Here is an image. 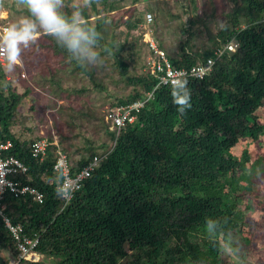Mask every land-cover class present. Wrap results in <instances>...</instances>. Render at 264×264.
Returning <instances> with one entry per match:
<instances>
[{
  "label": "trees",
  "instance_id": "obj_1",
  "mask_svg": "<svg viewBox=\"0 0 264 264\" xmlns=\"http://www.w3.org/2000/svg\"><path fill=\"white\" fill-rule=\"evenodd\" d=\"M100 1L102 9L92 6L91 13L84 10V18L102 35L98 50L111 55L133 90L111 107L128 105L157 82L147 71L128 74L121 54L135 50L137 37L116 43L110 36L113 49L105 44L104 24L113 6ZM229 2L227 26L213 36L208 33V42L194 49L201 32L193 28L196 21L188 20L181 30L186 37L179 43V57L168 58L174 68L189 69L212 58L213 50L226 42L236 44L235 50L225 51L201 80L155 89L132 124L117 135L109 132L112 148L100 154L99 167L64 207L56 192L60 177L52 170L56 147L49 146L47 157L39 161L31 156L30 145L42 137L27 142L13 134L24 95L11 91L6 65L0 66V142L12 143L3 155L19 159L29 177L22 181L44 195L39 204L5 194L6 215L26 236L38 238L35 250L43 256L18 264H226L221 248L229 236L245 247L254 244L241 206L248 207L264 163V25L259 21L264 0ZM189 3L195 6V0ZM91 14L96 16L93 23ZM14 19L8 16L10 24ZM142 21L126 18L127 31L136 32ZM48 38L55 54L68 57ZM94 155L90 150L76 165L70 163L71 170L78 171ZM206 218L217 221L213 233L205 231ZM16 256L0 218V264Z\"/></svg>",
  "mask_w": 264,
  "mask_h": 264
},
{
  "label": "rangeland",
  "instance_id": "obj_2",
  "mask_svg": "<svg viewBox=\"0 0 264 264\" xmlns=\"http://www.w3.org/2000/svg\"><path fill=\"white\" fill-rule=\"evenodd\" d=\"M69 2L71 4L72 0H66V3ZM108 2L113 6L107 12L104 24L108 48L113 49L110 36L115 38L116 43L130 42L137 37L135 50L121 54L128 65L129 75L147 71L149 51L145 35L159 44L167 56L176 58L179 57V43L186 37L181 30L187 28L188 20L196 21L197 25L193 28L196 33L201 32L194 40V49H198L208 42L206 38L209 34L213 36L228 25L226 14L232 8L229 0H195V6L189 0ZM92 6L102 9L100 0ZM91 7L85 10L91 13ZM0 11L15 18L11 23L27 15L26 10L17 7L16 0H3ZM147 14L151 15L149 23H146ZM138 16L144 20L140 28L133 33L127 31L126 18ZM95 18L91 14L90 21L93 23ZM51 43L47 35L41 34L33 46L24 50L21 63L12 71H8L5 62L11 91L24 95L20 102L21 112L12 131L19 141L29 142L40 137L49 142L56 141L74 166L88 156L90 150L96 155H105L112 148L106 121L107 109L133 90L120 76L110 54H101L103 64L84 71L68 57L55 54ZM256 174L248 207L241 206L249 221L250 234L255 235L254 244L245 247L235 236H229L228 240L242 246L241 254L249 263L264 264V163ZM226 264H232L229 257Z\"/></svg>",
  "mask_w": 264,
  "mask_h": 264
},
{
  "label": "built area",
  "instance_id": "obj_3",
  "mask_svg": "<svg viewBox=\"0 0 264 264\" xmlns=\"http://www.w3.org/2000/svg\"><path fill=\"white\" fill-rule=\"evenodd\" d=\"M151 21V15H146V23ZM264 25V15L259 19ZM8 15L4 11H0V29L9 25ZM146 45L149 48V58L146 62L147 72L156 79V86L145 96L136 102L128 105H119L109 107L106 113V121L109 124V130L117 135L126 125L134 122L136 115L144 107V105L153 98L155 89L161 86H177L186 79L201 80L208 76L212 71L215 61L221 57L225 51L233 52L236 44L231 41L226 42L222 47H216L213 50V57L206 60L205 63L191 67L189 69H176L172 66L165 51L161 49L157 43L150 38L149 35ZM3 53H0V66L5 65ZM56 147V161L52 166V170L60 177L58 187H63L67 195L61 197L63 207L68 204L74 197L75 193L81 189L84 181L99 167L104 158L101 155H94L87 163L78 171H72L71 165L66 153L59 147L56 141L49 142L45 137L35 140L30 145V154L34 159L43 161L47 157L48 147ZM12 146L11 141L6 140L0 142V218L10 234L14 249L17 252L16 258L9 260L8 264H18L20 260L30 262L40 261L42 256L36 252L38 245L37 237H28L23 233L20 224H13L5 213V205L3 200L5 194L9 193L16 199H30L41 204L44 199L43 193L37 188L24 183L23 178L29 179L27 175V167L16 157L4 156L3 153Z\"/></svg>",
  "mask_w": 264,
  "mask_h": 264
},
{
  "label": "clouds",
  "instance_id": "obj_4",
  "mask_svg": "<svg viewBox=\"0 0 264 264\" xmlns=\"http://www.w3.org/2000/svg\"><path fill=\"white\" fill-rule=\"evenodd\" d=\"M93 3L99 0H72L69 12L65 11L69 7L66 0H16L17 7L26 10L27 15L0 29V53L4 55L8 71L21 63L24 50L33 46L41 34L50 36L65 50L69 61L84 71L102 65L98 50L102 35L84 18V10ZM2 7L3 0H0ZM56 192L61 197L67 195L62 186ZM216 225L217 221L206 218L205 231L213 233ZM221 250L232 264H247L241 245L228 240Z\"/></svg>",
  "mask_w": 264,
  "mask_h": 264
},
{
  "label": "bare ground",
  "instance_id": "obj_5",
  "mask_svg": "<svg viewBox=\"0 0 264 264\" xmlns=\"http://www.w3.org/2000/svg\"><path fill=\"white\" fill-rule=\"evenodd\" d=\"M144 39H145V40H146V39H148V36H147V35H145V36H144Z\"/></svg>",
  "mask_w": 264,
  "mask_h": 264
},
{
  "label": "crops",
  "instance_id": "obj_6",
  "mask_svg": "<svg viewBox=\"0 0 264 264\" xmlns=\"http://www.w3.org/2000/svg\"><path fill=\"white\" fill-rule=\"evenodd\" d=\"M11 131H12V129H11ZM13 132V131H12Z\"/></svg>",
  "mask_w": 264,
  "mask_h": 264
}]
</instances>
